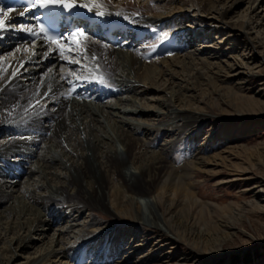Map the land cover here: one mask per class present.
<instances>
[{"label": "bare ground", "instance_id": "6f19581e", "mask_svg": "<svg viewBox=\"0 0 264 264\" xmlns=\"http://www.w3.org/2000/svg\"><path fill=\"white\" fill-rule=\"evenodd\" d=\"M79 2L92 6L90 0ZM98 3L100 6L89 13H104L98 16V23L107 24L105 29L110 35L98 41L86 37V42L82 41L77 49L83 48V57L98 66L97 72L105 74L106 78H111L117 71L127 80L128 85L117 82L123 91L120 94L124 96L121 99L123 105L116 107L114 104L113 110L104 111L113 121L111 127L115 139L110 136L100 139L96 133L86 132L90 157L83 150L66 145L58 152L61 162L46 158L42 153L35 154L38 161L34 166L20 165L16 168L18 174L13 175L8 184L0 180V264L9 263L12 250L25 255L18 264H163L157 257L164 247L161 238L171 246L188 248L203 257L221 255L224 243L233 240L234 236L245 235L241 226L249 218L247 214L264 212V174L260 178L247 173L254 166L252 152L246 145H228L236 139L232 135L222 140L209 137L199 143L197 136L201 127L198 123L220 113L245 119L255 109L261 107L264 111V95L241 93L249 84L244 68L252 76L264 73L257 63L249 66L255 59L248 56L256 50L264 58V46L260 45L264 39V0H98ZM242 5L240 12L238 9ZM10 15V26L0 31V129L4 135L18 125L8 123L10 117L26 109L27 105L32 106V110L25 114L23 122L31 124L50 116L41 112L45 107L35 103L37 98L44 101L50 98L47 102L52 107L62 103L57 89H53L52 96L50 92L47 95L39 92L33 98L31 88L38 83L37 79L43 78L44 73L39 70L48 63L46 60L71 65L70 59L62 58L55 45L50 52L38 40L28 42L31 35L24 37L14 30L19 15ZM210 30L214 31L213 39H208ZM255 32L259 36L252 37ZM220 34L224 39L217 40L216 35ZM198 40L202 42L195 45ZM234 43L248 48L249 53L236 54ZM115 45L123 46L126 51H116ZM29 47L33 49L30 59L24 51ZM68 47L69 44L65 45L67 57L74 54L66 50ZM36 57L43 61L36 62ZM124 60L127 65H121ZM24 61L27 63L21 68ZM15 69H19L16 77L20 78L8 80ZM24 79L28 85L18 84V80L25 82ZM230 80L233 87L222 84ZM5 82L7 84L3 86ZM260 85L262 90L264 79ZM73 110L64 122L59 123L55 129L57 133L71 137L78 131L79 126L74 124L75 110L84 118L89 117L92 130L96 129L94 124L101 121L99 117L87 114L84 107ZM100 115L103 117L104 114ZM190 124L197 127L183 136L190 141V157L185 162L171 163L173 151L170 148L146 156L144 149L153 145L161 133L176 130L181 133L182 128ZM239 124L250 123L244 120ZM37 130V135L43 131ZM211 147L226 149L212 153ZM237 149L248 152L243 164L232 162V153ZM122 156L123 159L118 158ZM126 166L129 168L125 169ZM200 173H205L206 178L214 177L219 184L244 183L253 197L239 205L228 202L222 207L203 202L197 192L200 183L195 181ZM141 195L147 197V217L136 198ZM63 196L70 202L65 203ZM46 202L51 205L45 206ZM55 205H65L67 213L90 208L91 212L100 211L109 218L104 217L106 222H101L91 217L81 225L78 233L73 229L79 225H70L64 231L67 234L73 232L71 236L68 234L72 240L63 241L61 232H56L50 234L44 246L35 248L30 234H38L41 240L44 229H50L57 219H62L47 216L50 212L47 209ZM43 207L45 218L39 211ZM216 208L220 210L218 215L214 213ZM111 219H118L120 223L114 224ZM148 225L159 233L155 241L145 243V239L139 237ZM28 249L33 250L30 252L33 256L26 257ZM168 253L169 250L165 258Z\"/></svg>", "mask_w": 264, "mask_h": 264}, {"label": "rangeland", "instance_id": "374dc122", "mask_svg": "<svg viewBox=\"0 0 264 264\" xmlns=\"http://www.w3.org/2000/svg\"><path fill=\"white\" fill-rule=\"evenodd\" d=\"M243 7L244 5H242L238 10L241 12ZM162 29H163V26H162ZM213 32L214 31L210 30V33H209L210 38L208 37V39H213L214 37ZM188 36H190V32ZM256 36H259V34H257L256 32L252 34V37H256ZM216 37H219V39L217 40H220L223 38L221 34L216 35ZM146 39L147 37L143 39L142 42L145 43ZM200 42H202V40H198L195 45H198ZM260 43H262L260 44L261 46H264L263 44L264 39H262ZM193 44L194 43L189 44V46L190 45L192 46ZM7 45L8 44H6L4 47H7ZM195 45L194 47H191L189 49V52H191L193 48H195ZM235 45L236 44L234 43L233 47ZM0 49L2 48L0 47ZM28 49L29 51L26 52L25 55L26 57H28V59H30L33 57V49H31L30 47ZM118 50H121V51L124 50L123 52L126 51L124 47L123 48L118 47L116 51ZM79 53H77L79 55H76L77 58L74 55H71L72 59L79 61L78 64L71 63V65H68L67 63H65L67 64L66 65L67 67L72 66L71 73L69 72V69L67 70V68H63L64 65H62L61 62H58L57 60H50V59L46 60L48 63L42 69L39 70V72H42L44 74H43V78L37 79L39 80L38 83L35 86H32L31 88V91H33V98L38 96L39 92L40 94H43V95L48 94L50 92L52 96L53 95L52 91H54L53 89H57V92L60 93V97H62V103L59 105L54 104L53 107L48 104V102L50 101L49 100L50 98H48L46 101H44L41 98L36 99L35 103L38 106L45 107L41 110V112L48 113L50 115L48 118H44L37 122H32L31 124L28 122H23L22 120L25 119L24 118L25 114L32 110L31 108L32 106L27 105L26 107L27 110L24 109L22 111L17 112L15 116L10 117L9 119L11 122H8V123H11V124L16 123L18 124L17 126H14V128L8 130V133H6L5 135L1 133V129H0V180L2 181L4 180L3 182L5 184H8L11 180H13V175L18 174L16 168L21 167V166L22 167L27 166V168L34 166L38 161L37 158L35 157L36 156L35 154L42 153V155H45L46 158L47 157L54 158L55 161L61 162L59 159L60 155H58V152L62 150L61 148L66 147V145H68L71 148L75 146L83 150L86 153V155L90 157L91 149H90L88 141H86L88 134L96 133V135H98L100 139H102V137H105V136L106 137L110 136L113 139H115V135L112 130L113 128L111 127L113 121L111 118H109L105 114L104 111L109 112L113 110L112 107L114 104H115L114 106L116 107L119 104L123 105L121 104L122 103L121 99L124 96L113 95L114 92L112 90L114 91L116 90V85H118L117 82L119 83L122 82L125 85H128L127 80L124 78H121L119 76L120 73L115 71L113 76L110 78L111 83H112L111 85L114 86L113 89L111 90L110 88H108L107 90H105L107 93H109L107 94L108 96H105L100 99H94V98H89L87 96L82 95L81 91L79 90L85 86L91 87L93 85L90 83H93V79H94L93 76L95 74V71L96 70L98 71L99 69H98V66L96 67V65L88 63L87 59L83 57V54L80 51ZM237 53L248 54L249 49L248 48L246 49V47H244L243 45H236V54ZM257 53H256V50H253L252 54L248 55V56L252 55V57L255 59V61H253L254 63L252 62L251 63L252 65H249V66H253V65L255 66L257 63V65L258 64L261 65L260 67L264 70V64H263L264 58H261V56L259 55L260 53L258 54ZM12 55H13V52H12ZM0 58H1V55H0ZM36 58L38 60H36ZM36 58H35L36 62L43 61L42 59H39L38 57ZM125 62L126 61L124 60L121 63V65L126 64ZM34 64L35 63L31 64V66H34ZM118 67L120 69V66ZM244 67H246V64L244 65ZM50 68H51V71H50L51 75L47 76L46 74L49 72ZM254 69L256 68L254 67ZM258 69L259 67H257L256 70ZM65 74L66 76L68 75V77L70 78V82L78 88V91L66 92L67 90H69L67 87L69 86V84H68V81L62 79V76ZM244 74H246V76L248 77L249 84L245 86L243 90H241V93L245 92L246 95H252V96L264 95V88L262 90L260 89L261 88L260 83L264 79V73H262V75L259 74L258 76H252V75H249L248 69L244 68ZM15 78H20V76L15 77ZM49 78H52V79H49ZM75 78L77 79L76 81H75ZM10 79H11V75L9 76L8 80ZM24 81L25 82H23V80H18L19 82L18 84H24L25 86L28 85L27 80L24 79ZM66 82L67 84H65ZM5 84H7V82H5L3 86H5ZM222 84L226 87H230L232 86V81L230 80ZM96 88L97 87H95L93 90H96ZM262 99H264V96ZM104 103H105V106H100V105H104ZM87 106H89L90 108H88ZM83 107L88 110L87 114L95 115L97 118L99 117V119L101 120L97 124H94V127H96L95 129L96 131L92 130V125H89L90 124L89 117L84 118L82 113L79 115V113L76 112L75 110L74 116L76 117V119L74 120V124L79 126L78 131L75 134L73 133L71 137L70 136L66 137L67 135L62 132L57 133V130L55 129L58 128L59 123L64 122V119L68 117L69 114L73 113L72 112L74 111L73 109H76V108L80 109ZM46 109L48 110L46 111ZM101 113L104 114L103 117H101L100 115ZM245 117H246L245 119L243 118L239 119L238 117H235L233 115L224 114V113H220L217 116L212 115V116L205 117L202 121L198 123L199 127H201V131L199 132V135L197 136V140H199V143H200L203 139H209V137H213L214 139L216 138L218 140L228 138L231 135L236 137L233 143H230L228 145H231V144L238 145V146L246 145L250 149V152H252L251 160L254 165L248 169L247 173L249 175L257 176L261 178L264 174V111H262L260 107V109H255L254 112L247 114ZM244 120L250 124H245V126H240L239 122L244 121ZM19 124L22 127H20ZM85 125L87 126L89 125V127H85V129L81 131V129ZM196 127L197 126H195V124H190L186 128H182L183 132L181 133H180V130H176L175 132L171 131L166 134L161 133L157 139H154L153 145H150L148 148L144 149V151L147 153L146 156L159 151V149H164V148L169 149L170 148L169 150L172 149L173 151L172 156H171V161H172L171 163L181 164L185 162L190 157L189 155L190 141H188L183 136L190 134L189 132H191ZM239 127L241 130H239ZM37 129L39 130L42 129L44 131V132L42 131L43 134L41 133L37 135L36 134L38 133ZM86 132H88L87 135H86ZM115 145H118L116 140H115ZM212 147L210 151L212 153H214L215 151L216 152L221 151L223 149V148L215 149ZM240 151L241 150L237 149V151H234V153H232L233 151L231 152L235 158V159L232 158L233 163L243 164V161L245 162V159L247 156L246 153L248 152H243V151L240 152ZM118 158L123 159V156L118 157ZM127 167L128 166H126L125 169ZM125 169L123 170L126 171ZM205 175H206L205 173H200L195 179V181L200 183L197 188V192L199 193V197L201 198L203 202L215 203L216 205L218 206L221 205L222 207V205H225L228 202L236 203L239 205L241 204V202L245 200H250L253 197V193L249 192V190H246L244 183L240 182V183H235V184L234 183L219 184L215 181L214 177L206 178ZM86 179L90 180V177H87ZM114 183L115 185H118L117 180H115ZM136 198L140 201L143 214L146 217L147 215L149 216V214H146V213H149L148 212L149 209L145 205V203H147V197L141 195V196H137ZM63 199H65L64 200L65 203L70 202L68 197L64 198L63 196ZM44 205L48 206L51 204L50 202L49 203L46 202ZM65 208H66L65 205L64 206L61 205V207L59 205H55L51 207V209H47L50 211L47 214L48 217L50 216L53 219L62 217V219L60 221L59 219H57V221L53 223L54 225L52 224L50 229L45 228L44 234H42L41 236L44 238L41 240L38 239V234L36 235L30 234V237H32L30 241L34 245L35 248L44 246L50 234L52 233L57 234L58 232H61L63 241L72 240L73 238L72 237L69 238V237L73 235V232L78 233L81 225H83V223L88 221L91 217H94L101 222H106L104 217L109 218L108 215L106 216V214H104L103 212H100V211H96L95 213L91 212L90 208H86V210H80V211L73 212V213L65 212ZM43 209H45V207L39 209L42 216L45 211ZM216 209H214V213L218 215V213H220L219 212L220 210L218 209L216 210ZM43 217L45 218V216ZM247 218L248 219H245L243 225L241 226V228H243L246 231L245 235L239 236V237L234 236L233 240H231L228 243H224L221 247V250L223 253L221 255L203 257L201 255H196L195 253L192 252V250L188 248H183L178 245L171 246L165 242V239L161 238L160 239L162 240L161 244L164 247L162 248V251L160 252V254H157V257L159 258L158 261L163 264H169V263L170 264L171 263H174V264L175 263H178V264L179 263H182V264H264V212L249 213L247 214ZM111 222L114 224L120 223L118 219H111ZM77 224L79 226H76L73 229V232L70 233L71 235L68 233L70 236L67 233H65L64 231L65 228L69 227L70 225H77ZM61 226L62 228L60 229ZM146 228L147 230L141 235L142 237H139V238L141 240L145 239V243L155 241V238L157 237L159 231H156L155 228L151 227L150 225L146 226ZM168 250L170 251V253H168V258H165V253ZM12 251L13 252L12 253L10 252V254H12L13 257L10 259L8 264H18V262H21V260L24 259L23 256L25 255L19 253L18 251H14V250ZM32 251H33L32 249H28V253L26 257L33 256L34 254L30 253ZM185 259L188 261H186Z\"/></svg>", "mask_w": 264, "mask_h": 264}, {"label": "snow or ice", "instance_id": "6c2138e0", "mask_svg": "<svg viewBox=\"0 0 264 264\" xmlns=\"http://www.w3.org/2000/svg\"><path fill=\"white\" fill-rule=\"evenodd\" d=\"M91 7L88 3H81L79 0H26V8L24 11H21L19 14L20 16H24L27 12L32 11H40L43 12L46 9L50 8H62L65 12H71L76 8L85 9L88 12H92L93 8H98L100 5L98 3V0H90ZM15 10L12 8H0V31L6 30L10 25L8 22L11 20L10 13H13ZM97 16L104 15L103 12L97 11L95 13ZM33 20L39 21L41 19L40 15H35L32 17ZM35 27L38 29V31H34L33 27L26 26L23 27L21 30L26 31L27 34L31 35L32 37H37L42 34L44 40L48 42L51 45H55L57 49L60 50V55L65 60H68V57L65 56V44L62 42L64 40V37L62 36H52L49 35L48 31L45 29L43 24H36ZM70 36L73 40V42L76 44L77 47L80 46L82 39L85 38V33L83 31H74L70 33ZM20 49L18 48L17 51ZM25 52H28L29 49L25 48ZM69 52L71 49L68 50ZM93 59H96V57L93 55ZM70 63H79V61L73 59L68 61ZM24 63H27V61H24L21 63V68H23ZM51 69H49V72ZM19 73V69H15L11 73V78H15ZM47 95V94H45Z\"/></svg>", "mask_w": 264, "mask_h": 264}]
</instances>
